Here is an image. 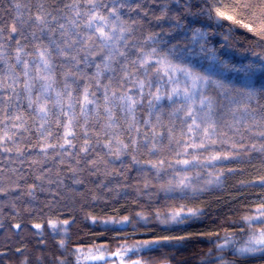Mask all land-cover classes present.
<instances>
[{
    "label": "snow or ice",
    "instance_id": "snow-or-ice-1",
    "mask_svg": "<svg viewBox=\"0 0 264 264\" xmlns=\"http://www.w3.org/2000/svg\"><path fill=\"white\" fill-rule=\"evenodd\" d=\"M10 3L16 9L11 21L0 19V194L19 188L25 163L39 171L37 181L51 184L57 183L47 176L52 167L64 166L74 177L85 170L96 175L101 168L106 177L123 176L127 157L145 188L156 187L168 199L188 200L222 183L225 173L207 172L210 166L251 161L254 155L264 163V87L254 86L264 76V51L252 52L256 62L229 64L208 47L216 33L195 26L228 21L226 33L220 34L225 44L238 25L264 48V0ZM200 55L209 60L206 68L196 66L194 58ZM205 174L209 178L202 181ZM240 184L258 185L261 202L241 217L248 228L242 245L227 233L223 243L215 244L216 264H233L224 257L230 246L236 258L264 259V174ZM36 187L31 185L27 195ZM202 215L203 209L184 203L155 212L162 223L174 224ZM50 226L60 228L56 222ZM159 243L148 240L115 252L77 249V264L81 259L107 264L111 257L138 254ZM119 264H125L122 258ZM130 264L147 262L138 258Z\"/></svg>",
    "mask_w": 264,
    "mask_h": 264
},
{
    "label": "trees",
    "instance_id": "trees-1",
    "mask_svg": "<svg viewBox=\"0 0 264 264\" xmlns=\"http://www.w3.org/2000/svg\"><path fill=\"white\" fill-rule=\"evenodd\" d=\"M15 12L10 0H0V13H3L0 19L8 23ZM229 24L225 21L221 26L213 20L195 26L216 33L209 37L208 47L214 48L221 60L237 66L256 62L258 57L252 52L264 51L256 43L259 38L236 25L233 26L232 37L225 44L220 34L226 33ZM145 27L152 28L147 24ZM155 30L159 31L158 28ZM194 60L198 68L201 64L205 68L209 64L203 55ZM88 71L91 73L94 69ZM229 75L232 78L236 76L235 73ZM254 86L258 90L264 87V76H259ZM125 163L128 165L125 175L109 177L103 175V168L96 175L85 170L74 177L66 167L55 168L49 164L46 167H52V171L47 176L57 181L51 184L37 181L35 176L39 171L25 163L21 168L25 179L18 181L19 188L6 195L0 194V264H61V261L77 264L78 248L102 246L114 252L127 244L148 240H159L161 243L141 249L138 254L129 252L125 259L128 264L138 258L147 264H216L215 256L219 253L215 244L223 243L226 233L239 238L248 233L241 217L254 212L261 202V189L258 185H241L240 181L256 180L264 174V163L258 155H254L251 161L245 158L242 161H223L215 169L210 166L207 172L225 173L222 183L209 186L188 200L168 199L156 187L145 188L130 159L125 157ZM115 167L119 168V162ZM229 168L243 171L229 173ZM208 178L205 174L201 180ZM76 179L82 183H75ZM60 180L63 183H59ZM102 183L105 187L100 186ZM156 183L152 181L153 185ZM33 184L37 187L29 196L27 192ZM176 203L201 208L204 215L189 219L184 224L162 223L156 218L157 210L162 211L166 205ZM138 213L143 214L146 220L139 219ZM124 217H128L130 223L120 225L114 222ZM65 220L68 221L66 225L63 224ZM50 222H56L60 228L54 231ZM17 224L19 228L15 227ZM216 232L219 237L208 235ZM169 236H185L188 239L163 240V237ZM224 257L233 264H264V259L259 256L236 258L231 248L225 250Z\"/></svg>",
    "mask_w": 264,
    "mask_h": 264
},
{
    "label": "rangeland",
    "instance_id": "rangeland-1",
    "mask_svg": "<svg viewBox=\"0 0 264 264\" xmlns=\"http://www.w3.org/2000/svg\"><path fill=\"white\" fill-rule=\"evenodd\" d=\"M118 224L122 225V223H118ZM247 235H248V233L245 236H243L242 238L233 237L234 240L237 241V246L242 245L244 243V241L247 238ZM137 244L138 243L127 244V245H125V247H131V246L137 245ZM98 247H102V246H91V247H87V248H78V249L81 250V251H83V252H85V253H87L89 250H92L93 252H95L96 248H98ZM230 248H231V246H230ZM105 255H108V253L106 252ZM126 256H122V257H111L108 260L107 264H119V261H120L121 258L124 260L125 264H128L126 262V260H125L126 259ZM79 264H104V262H99V261H85V260L81 259L80 262H79Z\"/></svg>",
    "mask_w": 264,
    "mask_h": 264
}]
</instances>
